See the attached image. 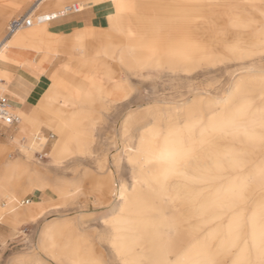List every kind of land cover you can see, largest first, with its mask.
Instances as JSON below:
<instances>
[{
    "label": "bare ground",
    "instance_id": "1",
    "mask_svg": "<svg viewBox=\"0 0 264 264\" xmlns=\"http://www.w3.org/2000/svg\"><path fill=\"white\" fill-rule=\"evenodd\" d=\"M41 1L36 0L35 6ZM105 2L79 0L80 8L75 13L81 12L77 16L88 20L91 15L101 12L108 21L106 27L88 25L74 28L70 33L51 30L50 21L61 20L58 16L62 15L64 5L56 12L35 14L31 17L30 26L0 39V92L20 102L26 96L22 77L18 76L17 83L12 85L13 73L3 67L6 64L17 66L14 63L20 61L9 57L11 47L33 49L35 54H41L37 50H42L41 58L45 60L52 52L76 51L83 64L74 61L71 64L68 60L62 65L61 75L65 77L59 83H67L69 88L63 91L51 79L45 82L40 76L36 82L42 88L45 85L40 98L28 110L12 107L19 122L14 127L15 133L10 131L8 138L15 142L26 140L21 144L24 151L36 147L35 136L44 125L52 128L58 137L54 159L64 152L81 153L87 142L85 134L104 107L102 102L96 101L105 91L103 84L114 80L113 87L106 90L113 97L120 99L127 92L125 82L113 75L111 64L99 59L98 55L116 58L119 66L129 68L153 65L158 69L177 70L202 64L211 68L218 62L222 64L220 68H227L228 61L233 60L262 69L264 56L260 54V48L264 43V23L257 25L256 22L257 18H264V0H112L109 5H103ZM84 5H87L85 11ZM190 9L199 11L198 26L206 28L202 32H206L208 39H213L212 44L195 40L200 39L196 36L198 32L190 31L187 16L181 15ZM251 10L259 14L253 15ZM6 17L7 14L0 11V32ZM50 36L55 39L54 42L51 40V46L46 43ZM113 37L118 39V49ZM243 39L256 40L246 42ZM8 59H13L14 63ZM79 66L87 67L81 82L75 80ZM262 81L264 84V77ZM229 82L230 86L222 92L225 96L213 98L220 103L218 111L210 110V105H207L211 99L204 100L200 93H193L185 100V103L190 101L188 105L179 103L169 111L164 108L146 109L130 118L149 117L131 125L138 132L136 139L133 145L127 143L124 146V160L131 181L128 187L121 181L113 189L110 176L109 182L104 181L98 187L105 207L118 212L106 225L111 230L112 251L119 260L141 264L144 258L150 261L149 264H181V252L185 249H182L184 233L190 238L196 232L191 231V223L186 222L181 225L185 227L184 233L177 230L174 236H164L169 233L168 225L162 222L164 209L176 211L179 208L172 195L182 193L192 198H203L198 210H184L186 213L183 211L180 219L188 221L192 216H203L208 221L220 216L210 214L213 207L224 208V212L234 203L242 202L251 185L259 191L264 188V109L248 112L257 104L245 89L247 82L231 75ZM51 99H57L58 105ZM218 116L222 118L219 124L213 123L212 119ZM146 120L153 123L144 130ZM0 163L3 164L0 197L6 199V203H0V223L6 222L8 228L13 229L20 220L33 218L37 210L45 208L46 200L36 198L30 200L28 206L20 208L19 198L23 191L32 187L42 191L46 183L37 171L30 172V166H33L30 163L5 160L2 144ZM247 170H251V174L248 175ZM246 174L250 176L249 182L244 180ZM234 175L241 177L240 183L232 178ZM219 178H226V183L221 181L215 185ZM110 195L117 198L109 201ZM263 214L264 205H258L247 219L248 242L252 248L264 246V223L257 222ZM153 216L162 220L156 221ZM237 220H229L231 226L226 232L229 246L236 241V230L241 226V218ZM138 246L142 251L137 252ZM197 249L206 251L207 247ZM170 254L174 260H170ZM84 259L92 260L87 256L74 257L76 262ZM201 259V262L190 259L187 264H209L208 260ZM245 262V255L241 254L236 264Z\"/></svg>",
    "mask_w": 264,
    "mask_h": 264
},
{
    "label": "rangeland",
    "instance_id": "2",
    "mask_svg": "<svg viewBox=\"0 0 264 264\" xmlns=\"http://www.w3.org/2000/svg\"><path fill=\"white\" fill-rule=\"evenodd\" d=\"M18 1L0 0V11L7 14L0 32V39L5 35L9 19L28 11L32 12L31 8L36 2L35 0ZM109 1L106 0L103 5H109L112 2L109 3ZM67 3L69 1H64L65 5ZM86 7L87 5H84V11L87 10ZM44 11L40 7L31 13V17L33 18L36 13ZM251 12L253 15L259 14L254 10H251ZM198 13V10L190 9L184 10L181 15L187 16L186 23L189 25L190 31H193V33L198 32L197 35H194L200 39L195 40L210 45L213 39H208L206 32H202L206 28L203 29L198 26V23H200ZM80 14L81 12L78 14L67 13L64 17ZM99 21L100 23L97 25L99 27L108 25L107 18L104 16ZM261 23H264V18H257L256 24L260 25ZM88 25L96 26L94 23L93 25L86 24L84 27ZM113 38L118 49L120 46L118 39ZM243 40L254 42L256 39ZM46 43L51 46V36L47 38ZM260 50V54L264 56V43ZM33 51L35 52V50ZM37 51L41 53L35 54L37 62H44L45 59L41 58L44 51ZM52 54L57 55L45 61L46 68L41 77L45 82H49V79H51L55 86L61 87L64 91L70 86L69 84L59 83L61 78L59 74L56 75L58 67L61 69L62 65L67 62L62 63L66 59H70L71 64L73 62L71 60H75L74 63L83 65L81 59L78 60L80 54L78 55L76 51L74 53L52 52ZM66 54L72 55L67 57ZM98 57L107 60L111 64L113 75L125 82L127 92L119 99L106 91L113 87V79V82L110 80L103 84L105 91L96 101L102 102L104 107L100 110L99 118L93 120L92 127L85 134L88 143L86 142L83 145L85 147H82L81 153L68 154L64 152L54 159L52 156L56 151L55 144L58 137L52 128L44 125L37 131L35 136L36 147L30 151L22 149L21 144L26 143V140L21 139L15 142L13 139L8 138L10 131L13 134L15 133L16 127L2 129L0 133V144L4 146V159H15L30 163L33 165L30 166V172L37 171L41 180L46 183V186L41 189L42 191H37L33 187L27 188L21 194L19 201L26 198L30 200L33 198H47L48 200L45 202V208L41 211L37 210V214L33 218L28 217L20 220L12 229V234L8 240H0V264H17V262L28 264H104L106 261L128 264L119 260L112 251V245L110 244L111 230L106 222L118 215V212L105 207V203L102 202V195L98 192V187L104 181L109 182L108 177L110 176V184L113 189L119 186L121 181L125 182L128 187L131 181L130 172L124 160V146L127 143L133 145L135 142L138 132L132 129L131 125L136 124L139 119H148L149 117L144 115L139 118L134 117L133 120L130 118L144 112L146 109L164 108L169 111L179 103L188 105L190 101L185 102L193 93H200L203 95L204 100L211 99L207 105H210V110L218 111L220 107L218 99L225 96V93L222 92L230 86V82L228 83L230 75L235 76V79L242 78L247 82L245 83V89L253 97V103L257 104V107L250 108L248 112L260 108L264 109V84L262 81L264 64L262 69H259L258 66L248 67L246 64H238L237 61L232 60L228 61L227 68H220L222 64L218 62L211 68L202 64L190 67V69L184 67L172 70L167 67H159L158 69L153 65L152 67L144 65L146 68L142 65L131 68L121 67L116 58L102 55H98ZM3 67L10 73H14L19 69L12 64H6ZM86 68L85 66H79L80 71L75 80L82 81ZM80 73L81 76H79ZM44 88L45 85L40 95H38L39 98ZM259 93L262 94L258 97ZM215 96H218L217 100L213 99ZM57 101V99H51V102L58 105ZM221 119L218 116L212 119V122L219 124ZM145 123L147 125L144 130L152 126L153 122L146 120ZM7 154H10V156H7ZM101 164H103V167H100ZM2 167L3 164L0 163V175ZM247 173L248 175L251 174V170H247ZM248 175L246 174L244 180L249 182L250 176ZM227 176L230 178L229 175ZM232 178L235 179L236 183H240L242 180L237 175ZM221 181L224 184L227 180L226 178H219L215 185ZM254 187L250 186V190L246 192L247 194L242 202L234 203L224 212V208L213 207L210 214L220 216L208 221L203 216H192L188 221L180 219L184 210H198L203 198H192L182 193L172 195L179 203V208L176 209L177 213L176 211L164 209L163 220L156 216L153 217L156 221L162 220L163 225H168L169 233L164 234L165 237L174 236L177 230L184 233L185 227H181V225L186 222L191 223V231L196 233L190 238L184 233L185 241L182 249H185L181 252V264L189 263L190 259L201 262V258L208 260L209 264H236L241 254L245 255V264H259V262L264 261V246L260 245L257 248H252L248 242L247 219L258 205H264V188L259 191L257 187ZM206 190L204 189V191ZM61 191L66 192V194L61 195ZM115 197L117 198V196L110 195L109 201ZM0 203L1 205L6 203V199L0 197ZM28 205L21 204L20 208ZM3 207L6 208L7 206ZM230 218L234 222L238 221V218L242 220L240 222L241 226H238L236 230V241L232 246H229L226 234L231 226ZM257 222L264 223V214ZM0 229L7 231L11 228H8V224L3 222L0 223ZM10 241H13L10 243L11 245L8 244ZM185 245L189 247L186 249ZM199 247H207V249L206 251H197ZM136 250L140 252L142 248L138 246ZM75 255L84 258L87 256L92 260L85 261L84 259L76 262L74 260ZM170 260H174L172 254H170ZM149 263V260L141 259V264ZM169 264L175 263L170 262Z\"/></svg>",
    "mask_w": 264,
    "mask_h": 264
},
{
    "label": "crops",
    "instance_id": "3",
    "mask_svg": "<svg viewBox=\"0 0 264 264\" xmlns=\"http://www.w3.org/2000/svg\"><path fill=\"white\" fill-rule=\"evenodd\" d=\"M64 1H66V0H42L39 3V5H36V6H35V3H36L35 2L31 9L34 8L36 10V9L41 7L43 10H45L44 12H41V13L39 12L36 14H42V13L50 12V11L52 13L54 11L56 12L57 10L61 9V6L65 5ZM67 1H69V0H67ZM70 14H73V13H70ZM65 15L66 14L59 15L58 17H60V19H61L59 21L58 20L50 21L49 28L55 32H58V33H60V32L70 33L74 28H81V27L86 26V24L93 25V23H95V25L97 26L98 23H100L99 19H101L103 16L100 12H97L96 14L91 15L88 20H86L83 17H79L77 15L64 17ZM62 17H64V18H62ZM68 30H69V32H65ZM51 40H53V39H51ZM57 54L53 55L51 53V56H49L46 60H48L49 58H51L53 56H56ZM69 55H72V54H69ZM69 55H67V57ZM35 56L36 55H35L34 51L31 49H28V48L16 49L15 47H11V52L9 53V57L10 58H12V57L18 58L20 61L14 63L13 59L12 60L8 59L11 63L16 64L17 67L19 68L17 70V72L13 73V78H12V81L10 83L12 85L16 84L17 83L16 78L18 76H21L23 83H24L23 84V90L26 91V96H25L26 99L24 98L23 102L18 101L17 98L9 97V99L11 100L10 101L11 105L14 108H21L24 110H28L29 107L37 101V99L39 98L38 95H40V93L42 91V87H40L36 81H38V77L42 76V74L45 71V68H46L45 61L46 60L42 63H39V62H37ZM68 60H70V59H66L62 63H64L65 61H68ZM71 61H75V60H71ZM20 72H22L23 74L20 75ZM58 74H59L60 78L65 77V76L61 75V70L59 69V67H58V70L56 72V75H58ZM79 76H81V73ZM63 85H67V83H64ZM37 191H40V190H37ZM37 199H41V198H37ZM42 200H47V198H44ZM12 231H13L12 229H9L7 231L0 229V240H3V239L8 240V238L12 234ZM12 242L13 241H10L8 244L11 245L10 243H12ZM12 246H14V245H12ZM0 248H1V242H0Z\"/></svg>",
    "mask_w": 264,
    "mask_h": 264
},
{
    "label": "built area",
    "instance_id": "4",
    "mask_svg": "<svg viewBox=\"0 0 264 264\" xmlns=\"http://www.w3.org/2000/svg\"><path fill=\"white\" fill-rule=\"evenodd\" d=\"M79 8L80 7L78 0H69V3L64 6L63 12L61 14L64 15L67 13H75L79 11ZM31 23L32 18L30 15V11L12 17L9 19L6 25L4 36L8 37L18 29L30 26ZM18 122L19 117L12 111V105L8 95L5 93H0V133L2 129H9L11 127H15ZM29 201V198L23 199L21 201V204H28Z\"/></svg>",
    "mask_w": 264,
    "mask_h": 264
},
{
    "label": "snow or ice",
    "instance_id": "5",
    "mask_svg": "<svg viewBox=\"0 0 264 264\" xmlns=\"http://www.w3.org/2000/svg\"><path fill=\"white\" fill-rule=\"evenodd\" d=\"M17 264H26V262H17ZM104 264H118V262L106 261V262H104ZM261 264H264V261H262Z\"/></svg>",
    "mask_w": 264,
    "mask_h": 264
}]
</instances>
